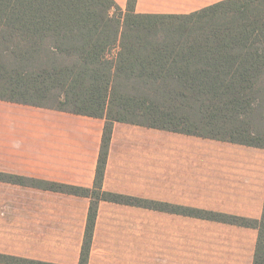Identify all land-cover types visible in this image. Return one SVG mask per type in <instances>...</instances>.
Listing matches in <instances>:
<instances>
[{
    "label": "trees",
    "instance_id": "1",
    "mask_svg": "<svg viewBox=\"0 0 264 264\" xmlns=\"http://www.w3.org/2000/svg\"><path fill=\"white\" fill-rule=\"evenodd\" d=\"M136 2L0 0V100L104 120L92 189L0 181L89 200L79 264L101 202L253 230L251 264H264V196L249 218L102 191L115 123L264 150V0L189 14H138Z\"/></svg>",
    "mask_w": 264,
    "mask_h": 264
},
{
    "label": "crops",
    "instance_id": "2",
    "mask_svg": "<svg viewBox=\"0 0 264 264\" xmlns=\"http://www.w3.org/2000/svg\"><path fill=\"white\" fill-rule=\"evenodd\" d=\"M114 1L125 10L128 0ZM220 1L137 0L135 12L189 14ZM103 128L101 119L0 100V174L92 189ZM242 147L115 123L102 191L254 218V164ZM0 186L29 189L0 191V254L79 264L88 199ZM146 213L194 223H150ZM245 230L101 202L88 264H251L256 238L248 255Z\"/></svg>",
    "mask_w": 264,
    "mask_h": 264
},
{
    "label": "rangeland",
    "instance_id": "3",
    "mask_svg": "<svg viewBox=\"0 0 264 264\" xmlns=\"http://www.w3.org/2000/svg\"><path fill=\"white\" fill-rule=\"evenodd\" d=\"M242 148H243V151H245V154L247 155V162H249V166H251L252 163L254 164V182H255L254 194L255 195H254V200H249V203H252V204L248 207V209H246V212L247 214H250L249 216L257 218L259 217L260 212H261L260 195L262 192H264V150L248 148V147H242ZM1 190L18 193V192H26L29 189H20V188H15V187L0 186V191ZM73 202L74 201L71 202L72 205L68 204V206H65V207L76 206ZM82 205H83V202L80 201V203L77 206L82 207ZM55 206H60V205H55ZM143 218L145 220H148V222L150 223H194V221L163 218L162 216H157V215L149 214V213L144 214ZM241 233H244L245 236L244 237L240 236L239 240L243 241L244 244L248 246L247 253L248 255H250L251 243L256 238V232L249 229Z\"/></svg>",
    "mask_w": 264,
    "mask_h": 264
}]
</instances>
